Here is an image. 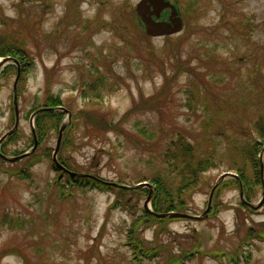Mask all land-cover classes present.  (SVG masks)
<instances>
[{
	"label": "rangeland",
	"instance_id": "rangeland-1",
	"mask_svg": "<svg viewBox=\"0 0 264 264\" xmlns=\"http://www.w3.org/2000/svg\"><path fill=\"white\" fill-rule=\"evenodd\" d=\"M138 1L0 0L1 40H22L34 61L19 86L14 137L0 144L4 166H20L39 145L36 136L31 149L32 130L36 135L31 114L34 101H42L44 95L43 70L55 67L53 77L49 74L50 93L58 94L70 111L83 106L80 83L90 77L94 64L104 75L99 90L102 108L114 123L122 122L117 131L92 136L75 128L73 150L61 152V142L57 161L65 173L112 187L134 185L142 178L153 185L141 187L137 194L126 193V209L109 207L113 191L95 188H74L73 196L61 199L63 182L59 187L51 184L59 174L51 165L58 132L47 133L40 147H50L49 155L32 166V175L0 171V264H24L19 250L33 264H182L167 260L183 250V264H264V240L242 246L248 228L256 223L264 228V0H172L183 27L158 37L143 35L134 10ZM102 20L110 24L102 25ZM172 54L180 66L170 69ZM159 66L171 78L160 114L132 110L125 116L134 100L154 93L163 83ZM14 77L15 71L0 79V138L15 120ZM67 119L64 113L62 137ZM118 129H127L128 135ZM179 135L190 139L194 159L209 161L208 166L199 174L198 188L183 194V210L156 212L151 202L155 186L149 178L158 177L173 190L183 180L181 165L162 155ZM60 152L71 157L74 169L59 159ZM3 155L18 158L6 161ZM240 171L251 181L245 187L237 185ZM227 172L237 177L223 178L225 184L212 191ZM65 193L69 195L68 188ZM216 204L222 205L217 212ZM170 212L192 218L159 216ZM137 218L141 223L131 228ZM129 231L146 248L161 251L134 260L125 242ZM196 244L205 257H193ZM237 252L239 258L225 256L223 263L217 258Z\"/></svg>",
	"mask_w": 264,
	"mask_h": 264
},
{
	"label": "trees",
	"instance_id": "trees-1",
	"mask_svg": "<svg viewBox=\"0 0 264 264\" xmlns=\"http://www.w3.org/2000/svg\"><path fill=\"white\" fill-rule=\"evenodd\" d=\"M136 16V15H135ZM102 25L105 24H110L105 22L104 20L101 21ZM140 23V22H139ZM101 25V26H102ZM111 26V25H110ZM143 30V28H142ZM144 32V30H143ZM120 34H124L123 31L119 30ZM147 37V35L144 33ZM6 39V38H5ZM1 40L0 37V57L6 56V54H10L11 57L16 59L19 63L20 66V79L19 83L17 84L18 87L20 86V83L27 78V74L30 72V69L34 66V61L32 56H30V53L24 48L23 46V41L14 39V40ZM150 57L154 56L151 52L149 53ZM169 68L172 69L173 67H178L180 66L178 58L172 54L169 57ZM180 58V57H179ZM172 67V68H171ZM186 70H188L187 67H184ZM16 65L11 64L6 66L2 72H0V79L3 78L4 76L9 77L12 73H16ZM159 69L162 71V75L164 77L163 83L160 85V87L152 94L150 95H143L141 94L137 100L133 101L132 107L130 110L127 111L125 116L128 115L129 112L134 110L135 112H140V111H155L160 114L162 104L166 102L167 97L169 93V84H170V76H168L165 73V69L161 66H159ZM179 69V68H178ZM177 69V70H178ZM176 70V71H177ZM44 73H46L45 77L47 79V82H45L44 86V91H43V98L42 101L35 102L32 105V109L38 110L40 108H50V109H45L42 111H39L35 115V131H36V136L38 139V147L36 148V151L34 154H30L29 156L25 157V160L22 162L20 166L16 167H9V166H4V160L0 159V162L3 164H0V171L6 174H9L8 176H30L31 174V168L34 166V164L39 163L40 161L43 160L44 157H47L49 155V150L50 147H45L43 145L44 137L46 136L47 133L51 132H58L60 122H62V118L64 115V111L57 109L58 106L62 107L64 106L62 103V100H60L58 94H53L50 93V87L53 85V79L49 78V74L52 75L55 73V67L50 68V69H45L43 70ZM89 73L90 77L87 79H83L80 83V94L83 99V106L78 108V109H70L71 111V119L70 122L68 123L66 129H65V134L62 137L61 140V146H62V151L61 152H69L73 150V140H72V133L75 128H80L82 129V132H85L87 135H96V133H105L106 131H117V126L121 124V120H119L117 123H114V118L112 119L111 116H109L107 110H104L102 108V95L99 93L100 86L104 84V75L103 73L100 72V69L97 65L93 64L92 68H89ZM174 75V74H173ZM20 87L17 89V95H19ZM65 108H67L65 106ZM124 116V117H125ZM127 120V119H125ZM124 120V121H125ZM90 130V131H89ZM119 133H123L125 136L128 135V130L125 129L122 131L121 129H118ZM89 131V132H88ZM15 133V132H14ZM14 133L7 137V139L2 143V145L6 144L7 141L11 140L14 137ZM56 134V133H55ZM58 135V134H57ZM33 139V135L31 137ZM40 147V148H39ZM65 149V151L63 150ZM58 154L59 159L66 164L68 168L74 169L73 168V161L71 160V157L69 155H63V154ZM162 155L164 156L165 160L170 161V159H174V164H180V168L178 169V173L182 177V181L177 185L175 190L169 188L167 184L158 179V177H150L149 180L154 184L155 190H154V196L152 201V208L156 212H166L168 210H175V211H181L183 210V206L186 204L185 200L183 199V194L190 189H196L198 188V180H199V174L204 171L207 166L209 161H200L198 157L194 159V151H193V145L190 142V139L187 137L183 138L181 135L178 136L177 139L173 140L170 144L168 143V147H166L165 151H163ZM52 167L59 173L58 176L53 177L52 179V186L54 187H59L60 182H63V185L61 186V191L59 193V196L61 199H66L69 198V196H73V189L74 188H80L81 190L85 187L86 190H90L95 188L97 191L99 190L100 192H108L110 191L114 193L115 198L112 200L110 203L109 207L115 208V207H122L123 209H126V203L124 200V196L126 193H131V194H137L141 192L142 188H137V189H129V188H123V187H112L110 184L103 183L98 180H94L92 178H82L79 176H74L70 175L68 173H65L62 171L60 168H58L54 162H51ZM24 174V175H23ZM239 178L241 180L242 185L247 186V184H250V178L247 177L243 171H240L239 173ZM148 178H142L139 179L140 181L142 180H147ZM237 181V180H236ZM225 182H221L215 191L218 190L221 185H224ZM237 185H239L237 183ZM153 186V185H152ZM65 188L69 189L70 194L67 196L65 193ZM84 190V189H83ZM218 208H222V205H217L214 206V211H218ZM138 210V209H136ZM142 212L144 213L145 210L142 208ZM250 212V209H249ZM137 218L135 219L134 223L131 224V228L133 227L135 229L136 224L138 225L141 223L138 222ZM154 220L160 221V219L155 218ZM261 223H256L254 226L248 228L243 236L242 239V246L243 243L245 245H252L254 241H261L264 240V228H259L261 227ZM129 237L125 240V242L130 246V250H132L133 254V259L139 258L140 261H142L144 258H151L155 254L161 251V248H152L148 249L146 246L142 243V241H139L138 238H136L134 235H132V232L129 231ZM9 250V248L5 247L3 250ZM240 251L241 249H236ZM245 250V249H244ZM14 251V250H13ZM2 252V251H1ZM0 252V253H1ZM16 254L17 252L14 251ZM185 251H181L179 255H176L175 257L167 260L170 263H177L183 253ZM248 253V256H250V251L246 250ZM20 256L22 257L24 264H33L31 263L30 259L24 255L21 250H19ZM234 253V252H233ZM231 253V254H233ZM199 258L204 257V254H198ZM250 258V257H249ZM202 260V259H199ZM223 263V261H221Z\"/></svg>",
	"mask_w": 264,
	"mask_h": 264
},
{
	"label": "water",
	"instance_id": "water-1",
	"mask_svg": "<svg viewBox=\"0 0 264 264\" xmlns=\"http://www.w3.org/2000/svg\"><path fill=\"white\" fill-rule=\"evenodd\" d=\"M168 8L169 9V13H168V17L167 20H162L159 19L161 16V12ZM135 13L138 16L141 25L144 28V31L147 35L149 36H162V35H167V34H172V33H176L179 32L182 29V18L179 15L176 6L174 3L171 2V0H139L135 7H134ZM11 60L17 65L18 69H17V74L15 77V80L13 82V107H14V123L13 126L5 133L3 134V136L0 138V142L2 140H4L7 136H9L12 132H14L18 126V121H19V114H18V105H17V93H16V86H17V81L19 79L20 76V70H19V66H18V62L16 60H14L13 58L6 56L0 59V67L2 65H4L5 63H9L11 62ZM60 110H65L68 114V119L67 122L70 119V112L68 110H66L64 107H57ZM45 109H50V108H40L37 111L32 112L31 114V120L32 118L35 116V114L38 111H42ZM30 120V121H31ZM64 124L65 121H63L59 127V131H58V136H57V140H56V144H55V148L52 154V158L53 161L57 164V166H59L60 168L64 169L57 161L56 158V152H58L59 146H60V141H61V137H62V132L64 130ZM36 138L34 139V143L31 149H33L36 146ZM1 155V153H0ZM3 158L5 160L8 161H14L15 159H17L18 157H8L3 155ZM74 174V173H73ZM225 177H234L236 178V174L234 173H224L223 175H221L217 181L215 182V186L213 187L212 191L215 189L216 185ZM125 188H131V189H136V188H141L144 186H148L151 187L152 185L147 182V181H143V182H138L135 185H119ZM151 192V191H150ZM242 194V192H241ZM263 196H264V185H263ZM150 199V193L144 203V207L147 208V200ZM259 204V203H257ZM257 204H250L251 207H257ZM159 216H168V217H180V218H190L191 216H189L188 214L185 213H180V212H175V213H166V214H159ZM202 217V216H201ZM201 217H195V218H201ZM192 218V217H191Z\"/></svg>",
	"mask_w": 264,
	"mask_h": 264
},
{
	"label": "flooded vegetation",
	"instance_id": "flooded-vegetation-1",
	"mask_svg": "<svg viewBox=\"0 0 264 264\" xmlns=\"http://www.w3.org/2000/svg\"><path fill=\"white\" fill-rule=\"evenodd\" d=\"M167 10H164V12L161 14V18H166Z\"/></svg>",
	"mask_w": 264,
	"mask_h": 264
}]
</instances>
